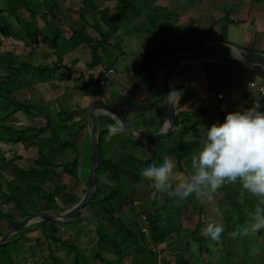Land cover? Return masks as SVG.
<instances>
[{
  "label": "crops",
  "instance_id": "1",
  "mask_svg": "<svg viewBox=\"0 0 264 264\" xmlns=\"http://www.w3.org/2000/svg\"><path fill=\"white\" fill-rule=\"evenodd\" d=\"M91 2L93 8H86L84 0H0V119L8 114L1 134L9 140L19 139H0V152L6 160V164H0V210L4 214L9 213L2 208L16 212V216L9 214L16 223L26 216L12 202L3 201V196L12 191L10 184L15 180L16 169L27 172L42 154L48 156L44 168H54L57 175L66 165L67 170L76 168L72 177L62 176L54 184L46 182L42 192L20 185L26 209L57 214L76 204L85 191L90 162L89 117L85 109L106 101L136 133H156L165 124L163 96L153 84L157 66L195 52L203 41L201 58L163 72V83L169 91L183 90L180 102L173 104L176 129L172 136L138 147L123 132L106 139L107 125L114 122L101 113L98 128L102 155L116 160L121 154H128L146 161L175 145L182 132L183 140L190 139L186 144L193 142L192 147L199 150L207 128L223 123L227 113L242 111L256 100L264 111V97L241 88L249 82L262 83L264 70L226 59L234 55L233 45L264 55V0H133L134 6L111 23L114 28L105 41L100 39V32L107 33L108 27L99 20V12L113 9L117 1ZM81 26L92 41L90 46H99L100 62L93 68H89L90 46L72 41L73 33ZM222 42L233 45H221ZM107 67L114 68L115 81L110 88L100 90L95 79ZM6 91L9 94L3 97ZM17 105L24 110L18 111ZM46 125V131L34 132ZM52 139L66 145L60 150L51 147L48 142ZM173 152L168 156L176 164L175 183L190 175L192 168L190 157L187 163H181L185 173L178 172ZM228 184L242 186L239 178ZM55 189V205L48 206L41 198ZM162 195L165 194L158 197ZM172 200L175 198L169 202ZM124 201L125 198L117 199L115 204ZM130 209L129 203L126 210ZM84 215H88V221L94 216L89 208L81 216ZM181 218L184 219L182 214ZM6 228L7 225L0 231L4 234ZM45 228L71 230L52 224ZM23 230L18 239L24 247L30 245L32 234L38 235L42 228L34 224ZM192 231L181 230L154 246L158 264H214L221 259V252L218 257H210V245L206 253L199 254L190 236ZM201 233L206 237L203 230Z\"/></svg>",
  "mask_w": 264,
  "mask_h": 264
},
{
  "label": "trees",
  "instance_id": "2",
  "mask_svg": "<svg viewBox=\"0 0 264 264\" xmlns=\"http://www.w3.org/2000/svg\"><path fill=\"white\" fill-rule=\"evenodd\" d=\"M116 6L111 10H103L99 12V20L108 27L107 33L100 32V39L105 41L107 35L113 31V26L111 23L117 21L123 13H125L128 9L134 6L133 0H116ZM91 0H84V6L86 8H93ZM73 42L75 45L79 43H86L88 46L91 45V40L88 38L85 32V27L81 26V28L73 33ZM91 49V63L89 64V68L95 67L99 62V46H90ZM2 84H0V87ZM9 94L8 91L4 92V96ZM1 109V108H0ZM16 109L18 111H23L24 108L21 105H17ZM8 114H6L5 118L0 119V139L6 140V136L1 134L3 132L4 127H2V123L5 122ZM176 125V119H174ZM48 129V125L43 130H36L34 131L36 134H40L43 131ZM183 132L179 135L178 139L176 140V146L178 150V154H176V162H177V170L180 173H185L183 168L181 167L182 161L186 157V152L189 148L183 142ZM172 136L169 135L168 138ZM8 141L16 142L19 139H7ZM128 140V139H127ZM129 141V140H128ZM157 142H154V144ZM51 147L57 146L60 150L62 147L65 146L66 142H61L59 140L52 139L48 142ZM133 144V143H132ZM134 146H141L140 144H133ZM151 145V144H149ZM99 149V168L97 170V188L95 190L94 196L92 200L87 204V206L82 210L80 216L83 212L89 208L93 212L94 219L97 218L99 220V225L105 222V226L100 225L99 228L96 229V233L98 236L97 241V248L98 250L103 249L107 253H112L114 259H105L101 256L99 252L94 254L93 260L98 262L99 264H123V260L126 256L132 257V264H158L157 262V253L154 252V246H159L167 241L170 237L175 234H178L181 230H191L188 229L189 226H184L185 223H188L186 220L179 218V209L175 213L176 215L173 216L172 212L168 215H165L164 211H167V208L173 206V204L177 201L175 199L169 202L164 206L158 207L155 211L144 212L142 215L143 218V225L140 229L130 230L128 228L123 227L124 225L121 224V218L118 219L113 217L115 210L113 209V204L116 203L117 199L119 198L124 199L123 196L120 194L118 183L120 178L123 175L134 184L138 183L142 178L140 176L141 169L139 166L146 167L153 163L154 159H147L146 161H141L139 158L130 156L128 154H121L116 160H112L111 158H106L102 155L100 147ZM167 150V149H166ZM55 151V150H54ZM50 157H54V153L50 155ZM39 161L35 162V167H31L27 172H23L19 169H16V177L15 180L12 181L10 187L12 191H10L7 195L3 196V201L8 203L12 202L13 206L16 210H18L23 216H28L33 212L38 211V209H26L24 206V197L20 194V185L24 184L29 190H36L38 192H42L41 187L45 185L46 182L56 183L57 180L59 181L60 177H72L76 171V168L72 170H67V165L65 166L64 170L61 172L62 174L57 175L55 173L54 168H44V165H48V156L47 155H40ZM44 161V162H42ZM0 164H6V160L0 152ZM73 165V164H71ZM42 167V168H40ZM88 168V167H87ZM89 169V168H88ZM143 169V168H142ZM99 177H104L106 181L104 183H100ZM102 182V179H101ZM113 186V187H111ZM103 187L110 188L108 192L103 190ZM236 187V186H232ZM232 187H222L218 189L219 194L222 192V198L218 202L219 205V215L224 222L225 231L222 235H226L227 232L235 231L238 227L242 228L245 226V223L249 221L250 213H252L254 209V205L256 203L253 200L245 199L243 203H239L237 201V192ZM243 187V186H242ZM234 192H233V190ZM244 189V188H243ZM56 189L49 195H43L41 198L42 201H45L48 206L55 205V198L57 196ZM230 191L234 200L231 197L224 196L225 193ZM245 191V190H244ZM154 192L158 195L160 194L156 190ZM19 193V194H17ZM249 193V192H248ZM252 198L254 197L251 193H249ZM121 196V197H119ZM195 195L191 196L193 198ZM125 199H127L125 197ZM128 200V199H127ZM129 203L132 205L131 201L128 200ZM78 202V201H77ZM76 202V203H77ZM230 204L232 207H230ZM132 209V207H131ZM201 209V208H199ZM198 210V209H197ZM44 211V209L42 210ZM234 212V213H233ZM101 215L103 217H101ZM79 216V217H80ZM177 216L178 224L174 225L173 220ZM203 213L201 210H198L195 217H197V224L198 226L195 229H192L191 237L193 238V242L197 245L199 254H204L208 251V246L212 245V241L210 237L203 236L201 230L205 228L204 223L202 221ZM5 219L8 224L7 228H10L13 224L16 223L15 220L9 215L4 214L0 210V220ZM103 221V222H101ZM52 224L49 222H42L38 225L42 228L41 233L44 237L49 238V240L54 244H59L61 248L68 250L69 252L75 251V255L72 260V264H87L85 258L79 253V249L77 245L72 244L69 242L68 239H62L60 237H56L52 232L46 230V225ZM71 223L62 226H70ZM54 227L58 228V226L52 224ZM110 230H115L114 232ZM144 230V232L142 231ZM3 232L0 231V236ZM21 233L14 235L10 241H8L5 245L0 247V264H16L13 258V255L17 256L19 250H22V245L19 244L18 236ZM222 237V236H221ZM180 241V240H179ZM107 242V244H106ZM106 244V245H104ZM245 246V245H244ZM105 247H107L105 249ZM245 251V249H244ZM148 252V254H147ZM47 258L52 262V264H58L59 258L53 254V252L49 249ZM185 264V263H183Z\"/></svg>",
  "mask_w": 264,
  "mask_h": 264
},
{
  "label": "clouds",
  "instance_id": "3",
  "mask_svg": "<svg viewBox=\"0 0 264 264\" xmlns=\"http://www.w3.org/2000/svg\"><path fill=\"white\" fill-rule=\"evenodd\" d=\"M183 90L171 89L165 95V103H179ZM106 139L124 131L119 119L107 125ZM199 150L191 156L192 173L178 182H173L175 161L165 157L163 163L155 162L140 171L143 179L152 182L159 193L185 201L193 194L201 203L211 202L226 182L235 183L239 178L245 190L257 198L250 218L252 223L238 227L229 233L235 239L264 228V111L256 100L242 111L227 113L223 123H214L201 137ZM108 182V181H105ZM225 228L222 223L212 221L203 229L213 242L211 250L217 252Z\"/></svg>",
  "mask_w": 264,
  "mask_h": 264
},
{
  "label": "rangeland",
  "instance_id": "4",
  "mask_svg": "<svg viewBox=\"0 0 264 264\" xmlns=\"http://www.w3.org/2000/svg\"><path fill=\"white\" fill-rule=\"evenodd\" d=\"M112 92H116L115 88L111 89ZM183 140V138H182ZM190 139L184 138L183 142L189 148V151L186 152V157L183 161L187 163L188 159L191 157V153L197 152L192 147L194 144L190 142L186 144ZM191 144V145H190ZM178 145H171L170 147H166V149H162L160 154H154L149 157L150 159H154L157 165L163 163V159L167 156L170 152L174 151V155L178 154L177 150ZM195 150V151H194ZM106 155H109L107 152ZM193 155V154H192ZM105 157V156H104ZM141 157V156H139ZM156 157H159L161 160L156 161ZM143 159V158H140ZM186 167H189L188 164H185ZM191 167V166H190ZM140 169L144 168V165L139 166ZM175 171V170H174ZM82 176V175H81ZM102 179V182H101ZM174 179V175H173ZM100 183H104L106 179L104 177H99ZM119 190L121 196L124 198L126 197L128 200L131 201L132 209L126 210L129 207V202L125 199L122 203L115 204V212L113 217L118 219L121 218V224L124 225L123 227L128 228L130 230L140 229L143 225V218L142 215L144 212H149V210L155 211L158 207L164 206L168 204V202L172 199L169 198L167 195H162L161 198L154 192V188L152 187V182L146 179L141 178L140 181L136 184L132 183L126 175H123L120 178L118 183ZM228 183H225L222 187H229ZM113 187V186H111ZM221 187V188H222ZM232 187V186H231ZM235 192H237V201L239 203H243L245 199L253 200V202L257 201V198H252L251 195L248 193L247 190L243 189L242 186L232 187ZM107 189V190H106ZM110 188L103 187V190L108 192ZM232 189V190H233ZM233 190V192H234ZM245 190V191H244ZM223 193V192H222ZM221 193V194H222ZM217 193L214 195V198L211 202H203L201 203L196 197L188 198L185 201L178 202L176 201L172 207L167 208V211H164L165 215L169 216V213L172 212L173 216L176 215V211H181L179 218H184L188 223H185L184 226H189L188 229H195L198 224V220L196 214L198 210H201L203 213L202 221L204 226L206 227L209 222L216 221L219 223L224 224L223 220L221 219L219 213L217 212L218 202L222 198V195ZM233 193L228 191L224 194V196L232 197ZM119 196V197H121ZM119 200H123L119 198ZM175 201V200H174ZM155 207V209H154ZM230 207L232 205L230 204ZM201 208V209H199ZM5 212H8L12 216H16L17 213L13 210H8L2 208ZM198 209V210H197ZM87 210V209H86ZM120 211H122L120 213ZM234 213V212H233ZM101 217H103L101 215ZM178 218L175 216L173 224H178ZM250 218V217H249ZM5 219L0 220V228L2 230L5 229L7 223ZM103 222V221H101ZM100 224L102 226H105ZM252 223L251 218L245 225H250ZM95 225V226H94ZM99 220L94 217L88 221V215H84L83 217H78L74 219L70 226H63V228H70L71 230H48L52 232L56 237H60L63 239H68L70 243L77 245L79 249V253L85 258L87 264H99L97 261L93 260L94 254L99 252L101 256L105 259H114L112 253H107L103 249L98 250L97 248V241L98 236L96 233V229L99 228ZM93 227H96L94 229ZM24 231V230H23ZM111 232L115 230H110ZM230 232H227L226 235H222L221 243L217 246V252L211 251L210 257H218L221 252V259L216 260L214 264H264V228H261L255 233H250L246 236H238L235 239L229 236ZM31 243L30 245H25L22 247V250H19L17 256L13 255L16 264H52V262L47 258L48 250L50 249L55 256L59 258L58 264H72L73 257L75 255V251L69 252L66 249L61 248L59 244L52 243L49 238L44 237L40 232L38 235L30 237ZM107 244V242H106ZM104 244V245H106ZM245 245V246H244ZM107 247H105L106 249ZM108 249V248H107ZM209 249V248H208ZM245 249V251H244ZM148 254V252H147ZM123 264H132L131 256H126L122 262ZM209 262L201 261L197 264H207ZM153 264V261L151 262Z\"/></svg>",
  "mask_w": 264,
  "mask_h": 264
},
{
  "label": "water",
  "instance_id": "5",
  "mask_svg": "<svg viewBox=\"0 0 264 264\" xmlns=\"http://www.w3.org/2000/svg\"><path fill=\"white\" fill-rule=\"evenodd\" d=\"M205 44V41L199 44V47L195 52L177 56L165 63L157 66L153 74V84L161 92L163 96V105L165 110V124L164 126L154 134L141 135L136 133L131 125L125 120V118L120 115L113 107H111L106 101L95 102L85 109V113L89 117L88 121V134L90 137V162H89V172L86 181V188L81 196L80 200L71 206L70 208L59 212L57 214H51L44 211L34 212L17 223L13 224L8 228L4 234L0 236V247L5 245L10 239L20 233L23 229L30 227L37 223L49 222L56 226L67 225L71 223L74 219L78 218L82 210L87 206V204L92 200L95 190L97 188V170L99 168V128H98V116L102 113L108 116L114 123L119 119L123 122L125 129L122 131L126 134L128 139L134 144L148 145L156 142L160 139L167 137L169 134L175 131V121L173 106L165 103V95L169 92L168 88L163 83V72L168 67L174 66L176 64H182L184 62H191L200 56V49ZM221 45L229 46L233 44H228L225 42L220 43ZM234 55L232 58L228 59V62H237L239 64L246 65L250 68L257 69L264 67V55L255 53L238 46H234ZM238 57H237V56Z\"/></svg>",
  "mask_w": 264,
  "mask_h": 264
},
{
  "label": "built area",
  "instance_id": "6",
  "mask_svg": "<svg viewBox=\"0 0 264 264\" xmlns=\"http://www.w3.org/2000/svg\"><path fill=\"white\" fill-rule=\"evenodd\" d=\"M264 70V67L262 68ZM115 81V70L112 67L105 68L101 74L95 79V85L98 89L104 90L110 88ZM241 88L244 91H252L260 97H264V81L260 84L249 82L243 84ZM144 232V230H142Z\"/></svg>",
  "mask_w": 264,
  "mask_h": 264
}]
</instances>
